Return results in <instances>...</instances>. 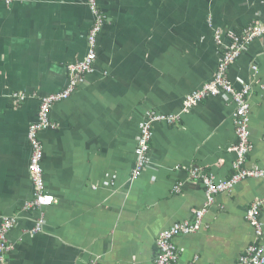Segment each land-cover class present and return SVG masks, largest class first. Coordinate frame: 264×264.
Returning a JSON list of instances; mask_svg holds the SVG:
<instances>
[{
	"label": "crops",
	"instance_id": "1",
	"mask_svg": "<svg viewBox=\"0 0 264 264\" xmlns=\"http://www.w3.org/2000/svg\"><path fill=\"white\" fill-rule=\"evenodd\" d=\"M97 5L106 21L94 71L51 107L49 126L31 141L27 131L38 122L43 98L65 89L67 67L86 54L92 15L85 0H0V225L15 221L5 264H153L159 233L204 206L191 169L219 180L232 172L235 106L220 94L177 126L154 124L148 165L131 180L141 123L153 112L179 113L184 97L213 78L227 34L264 22V0ZM228 78L235 89L251 86L247 166L264 167V36L246 46ZM33 142L41 147V175L54 203L23 211L35 197ZM263 196L261 179L217 195L201 230L174 239L178 264L194 257L197 264H235L254 240L246 210ZM259 219L264 247V207Z\"/></svg>",
	"mask_w": 264,
	"mask_h": 264
},
{
	"label": "built area",
	"instance_id": "2",
	"mask_svg": "<svg viewBox=\"0 0 264 264\" xmlns=\"http://www.w3.org/2000/svg\"><path fill=\"white\" fill-rule=\"evenodd\" d=\"M5 4L11 0H4ZM85 4L92 15V24L86 35L87 51L82 60L70 64L67 67L68 82L58 94L49 95L42 100L38 114V122L28 129V135L31 141H34L37 131L46 129L49 126V112L51 107L59 102L68 99L78 86L83 84L85 76L94 71L96 61V39L106 18L97 5V0H85ZM264 36V22L253 23L237 34L229 32L227 45H222V54L213 78L205 83L199 90L193 91L184 97L181 110L177 114L150 113L139 126V137L135 147L134 167L131 171V180L140 177L142 171L148 165V151L152 140V128L154 124H165L170 126L179 125L182 115L188 113L193 107L208 97H215L220 94L228 95L234 106L232 122L234 125L237 144L231 149L235 152L236 158L232 164L236 174L231 179L219 180L212 174H204L198 169H191L189 177L202 185L205 193V203L201 209L193 210L191 217L174 223L168 229L159 233L156 240L157 255L153 264H178V254L174 239L181 235H191L199 232L203 227V217L207 209L214 205L215 198L219 194L231 193L236 184L247 178L264 180V167L244 168L245 154L250 151L248 143L250 138L249 129V97L251 95V86L242 85L235 89L228 78V70L231 65L242 55L246 46L257 38ZM215 39L218 45H221L220 36L217 32ZM256 71V68H253ZM13 97L23 100V96ZM33 152L30 157L29 173H31L34 186L35 197L26 202L22 209L28 211L32 209L43 210L54 203V199L45 190V185L41 175L40 160L42 158L41 147L38 142H33ZM180 190V185L174 188V192ZM264 207V196L254 200L246 210V221L253 230L254 240L246 247L243 253L238 257L235 264H264V247L260 244L263 236V227L259 220L260 212ZM42 224V220L37 221L33 232L36 233ZM13 219L5 218L0 225V264H5V256L11 251L12 246L9 243L8 235L14 227ZM197 257H194L190 264H197ZM89 264H98L96 261H90ZM135 264V263H129Z\"/></svg>",
	"mask_w": 264,
	"mask_h": 264
},
{
	"label": "trees",
	"instance_id": "3",
	"mask_svg": "<svg viewBox=\"0 0 264 264\" xmlns=\"http://www.w3.org/2000/svg\"><path fill=\"white\" fill-rule=\"evenodd\" d=\"M3 1H4V0H3ZM4 3H5V1H4ZM246 27H247V26H246ZM246 27H245V28H246ZM243 29H244V28H243ZM241 31H242V30H241ZM241 31H239L237 34H239ZM221 54H222V52H221ZM221 54H220V55H221ZM220 57H221V56H220ZM235 62H236V61H235ZM231 66H232V65H231ZM231 66H230V67H231ZM230 67H229V69H230ZM228 71H229V70H228ZM208 82H209V81H208ZM206 83H207V82H206ZM201 88H202V87H201ZM196 90H199V89H196ZM196 90H194V91H196ZM192 92H193V91H192ZM192 92H190V93H192ZM190 93H189V94H190ZM186 96H187V95H186ZM208 98H209V97H208ZM206 99H207V98H206ZM204 100H205V99H204ZM248 102H249V100H248ZM249 122H250V117H249ZM249 129H250V128H249ZM248 143H249V145H250V151H251L253 145H252V142H251L250 138H249ZM236 144H237V139H236V141H235L234 146H235ZM234 146H233V147H234ZM233 147H232V148H233ZM149 150H150V148H149ZM231 151H232V150H231ZM250 151H249L248 153L245 154L244 163H243V167H244V168L246 167V168H248V169H249V168H252V167H248V166H247V159H248L247 157L249 156ZM232 153H233V155H234V159H233V161H232V164H233V162L235 161V158H236V154H235L234 151H232ZM148 154H149V151H148ZM232 164H231V171H232V172H231L230 176L227 178V180H228V179H231V178L233 177V175L236 174V170L233 169ZM253 167H256V166H253ZM260 167H262V166H260ZM247 179H249V178H247ZM247 179H245V180H247ZM245 180H242V181H245ZM242 181L238 182V183L236 184V186H237L239 183H241ZM236 186H235V187H236ZM234 189H235V188H234ZM234 189L232 190V192L234 191ZM232 192H231V193H232ZM231 193H228V194H231ZM224 194H226V193H224ZM262 209H263V208H262ZM260 214H261V212H260ZM259 217H260V215H259ZM259 220H260V219H259Z\"/></svg>",
	"mask_w": 264,
	"mask_h": 264
},
{
	"label": "rangeland",
	"instance_id": "4",
	"mask_svg": "<svg viewBox=\"0 0 264 264\" xmlns=\"http://www.w3.org/2000/svg\"><path fill=\"white\" fill-rule=\"evenodd\" d=\"M253 202V201H252ZM246 217V216H245Z\"/></svg>",
	"mask_w": 264,
	"mask_h": 264
}]
</instances>
